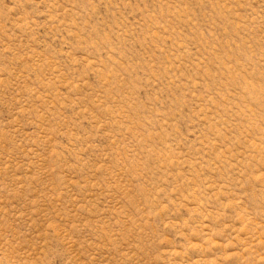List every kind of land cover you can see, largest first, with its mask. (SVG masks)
<instances>
[{"label":"rangeland","instance_id":"374dc122","mask_svg":"<svg viewBox=\"0 0 264 264\" xmlns=\"http://www.w3.org/2000/svg\"><path fill=\"white\" fill-rule=\"evenodd\" d=\"M0 264H264V0H0Z\"/></svg>","mask_w":264,"mask_h":264}]
</instances>
